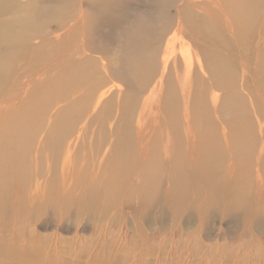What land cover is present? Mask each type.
I'll return each mask as SVG.
<instances>
[{
  "label": "rangeland",
  "instance_id": "obj_1",
  "mask_svg": "<svg viewBox=\"0 0 264 264\" xmlns=\"http://www.w3.org/2000/svg\"><path fill=\"white\" fill-rule=\"evenodd\" d=\"M26 1L16 0L19 5L24 2L30 3L28 8L32 13V24L16 25L17 27L15 26L11 31L35 35L37 37L31 43L40 42L42 39L43 44L40 47L41 51L38 49L39 52L37 51L35 57L27 55L19 59L16 56V62L13 60L12 63L10 60L13 58L7 57L6 64L2 65V68L7 70V77L0 79V93L15 95L14 106L19 112L23 113L26 106L36 108L32 116L42 125H40V136L47 132L50 124L59 115L67 112L65 110L69 103L73 105L70 113L79 112L80 116L75 118L81 120L79 126L85 124L86 130L76 146L70 149V153L76 156L69 164V169H75L72 171L76 175V182L66 191L64 186H61L66 167L64 153L61 155L58 194L62 198L71 194L70 208L60 211L45 207V200L38 197L33 187L36 185L37 191H43L42 187L46 184L48 176L45 175V179H40L38 182L32 177L30 186L32 189L27 192L29 200L23 204L24 206L16 209L15 215L13 214L15 225L13 231L0 229V264H8L5 257L9 249L4 247L9 245L13 238H15L13 240L18 239L16 246L29 242L38 246L33 254L38 249L42 254L45 253L50 257L49 262L57 258L59 264H264V127L259 128V125L264 123V77H261L263 64L259 59L260 51L264 48V0H261L256 8V13L260 15L258 18L245 23L242 30L234 32V35L225 31L229 45L228 48L226 46V49H222V53L229 54L226 58L228 67L220 73V80L226 84L229 82L226 90L210 89L207 80L200 78L203 75L201 76L198 70L197 58L201 59L203 48L208 47L206 36L196 37L184 31L175 44L177 71L183 70L181 54L188 49L192 61V76L194 79L196 76L194 83L201 90V94L206 96L204 100L206 107L200 106V109L204 111L206 109L213 128L219 127L215 132L216 145L213 147L217 149L218 163L224 167V178L227 181L231 180L236 169L242 172L249 201L248 205L245 202L243 207L247 205V211L251 212L249 214L238 208L228 209L229 197L222 198V201L216 205H211L204 212H200L197 207L200 205V200L205 199V190L201 199L190 194L186 206L174 214L163 196L166 195L165 189L168 188L167 181L163 179H161L163 183L160 198L156 196V200L149 207L143 208L144 210L138 208L140 203L135 193H132L135 197L131 195L125 198L124 188L116 196L111 193L109 199L103 201L104 173L112 162L110 154H113V147H116L114 140L120 137L119 135L123 136L130 132L135 144L138 141L139 123L134 119L131 129L124 127L121 109L125 107L127 100L133 101L136 105L137 119L141 104L149 96L146 88L141 91L140 84L133 82L125 71L127 66L125 34L135 31L139 26L156 32L158 27L166 22L167 32L171 35L178 19H182L185 13L203 12L200 7L206 6L204 0H196L198 5L189 4L192 2L186 3V0ZM10 17L8 13L0 14L1 20ZM73 24L74 27L67 32V28ZM186 26L189 24L187 23ZM0 29L7 31L8 27L1 26ZM58 32L61 34L60 42L53 44V36ZM45 40L47 41L44 43ZM12 51L19 53L17 50H10L0 45L1 53L9 54ZM76 64L88 68L97 67L100 79L105 83L99 92L106 94L99 102L97 96L95 98L90 96L88 99L85 90L89 82H83L79 88H73V93H70L72 89L69 87V92L65 94L69 96L64 97L65 99L60 96L56 99L52 95L55 100L51 106L40 109L42 105L37 104L40 94L57 93L51 90L50 86L56 84L53 82L60 75V71L71 65L77 66ZM105 64V71H101L99 67L103 68L101 65ZM201 64L203 65V61ZM159 68L160 65L155 66L152 75L156 74ZM136 69L142 70L143 65L136 66ZM171 76L174 81L173 71ZM178 76L182 77V74L179 73ZM27 80H29L28 85L24 86ZM176 89L177 94H173L178 103L182 104L180 90L178 87ZM79 92L80 95H77ZM213 93L220 95L217 102L218 110L224 94L232 97L234 107L239 110V118L235 119L233 113L225 110L222 122L215 120L211 99ZM163 96L164 93H160L156 104L153 103L152 106L147 104L148 108H152V112H156V105ZM39 109L43 113L42 116L39 115ZM153 122V120L142 122L145 123L142 137L148 140L143 141L144 144L155 142L152 138L153 126L156 128V123ZM242 131L245 133V138L249 134V139L244 143L240 141ZM193 139L192 150L196 141L194 136ZM96 140L103 141L99 147L102 151L97 155H91L99 142ZM163 143L158 139V147ZM65 149L63 152L67 151ZM190 153L191 156L186 153L188 162L193 156V151ZM34 154L31 152V155ZM72 171L68 173L71 174ZM137 179L134 174L128 176L124 186L135 184ZM227 183L232 185L230 182ZM90 189H94L98 196L96 205L105 206L104 213L95 214L89 208L90 202L87 201L86 195ZM111 189L110 187L109 192ZM192 191V188H189V192ZM79 201L84 208L79 207L78 210L76 204ZM6 219H10L8 215ZM2 248L7 252L2 253Z\"/></svg>",
  "mask_w": 264,
  "mask_h": 264
},
{
  "label": "bare ground",
  "instance_id": "obj_2",
  "mask_svg": "<svg viewBox=\"0 0 264 264\" xmlns=\"http://www.w3.org/2000/svg\"><path fill=\"white\" fill-rule=\"evenodd\" d=\"M195 1L196 0H186V3H197ZM260 1L261 0H204L206 6L200 7L203 9V12H198L199 14H194L192 12L185 13L182 19H178L173 31H170L172 33L171 35L167 32L168 23L166 22L162 23L156 32L139 26L135 31L125 34L124 43L127 59L125 71L129 74L133 82L140 84L141 91L146 88V92L149 93V96L146 101L141 104L137 119L135 118L136 105L133 101L127 100L128 102L126 101L125 107L123 106L121 109L120 113L123 118L124 127L131 129L134 119L139 123V131L137 133L138 141L135 144L134 138L131 137L130 132L123 136L119 135L120 137L114 140V142L116 141V147H113L114 152L110 154L112 162L107 172L104 173L103 201L106 202L111 193H114L116 196L120 193L119 191L124 188L126 191V193H124L125 198H129L128 196L135 193L140 203L138 208L144 210L143 208L149 207L150 204L156 200V196L160 198V189H162L163 183L161 179H163L166 180L168 184V188L165 189L167 190L166 195L164 194L163 196L174 214H177L186 206L185 203L190 194L194 197H200L201 199L204 190L206 191L205 199H201L200 205L197 207L200 212H204V210L211 205H216L218 202L222 201V198L226 199V197H229L230 204L227 206L228 209L235 210V208H238L244 210L245 213H251L247 211L249 201L248 196H246V182L242 177L241 170L236 169L233 178L229 181L224 178V167L218 163L219 157L217 156V149L213 147L216 145V139L214 137L216 135L215 132L219 130V127L215 126L213 128L211 126L212 121L207 117L206 109L205 111L200 109V106L206 107L204 105L206 96L201 94V90L194 83L196 76L195 79L192 76V61L189 57L188 49L185 53L182 52L181 54V57H183V59L181 58L183 60V70L177 71L176 63L178 60L175 44L184 31L196 37L202 35L206 36L205 39H207L208 47L206 49L203 48L202 58H197L198 70L201 76L203 75L200 78L202 80H207L210 89H228L227 86L229 82L226 84L220 80V73L228 67V60H226V58L229 57V54H227V52L226 54L222 53V49L226 46V48H228L229 45V39L225 36V31L229 32V34L239 32L242 30L245 23L247 24L258 18L260 15L256 13V8L260 5ZM21 4L19 5L16 0H0V14L8 13L11 16L10 19H0V28L1 26L8 27L7 31H5L6 29L4 31L0 29V45L19 52V55L15 52V57H13L15 54L13 51L10 52L11 54L9 53L10 55L8 52H0V79L7 77V70L2 68V65L4 63L6 64L5 61L7 57H11L10 59L13 58L10 60L12 63L13 60L16 62V56H18L19 59L27 55L34 56L43 44L42 39L40 42L31 43V41L37 37L35 35L33 36L32 34L22 32L18 33L14 30L11 31L15 29L16 25L32 24V13L30 8H28L30 3L24 2V4ZM224 4H226V6H224ZM67 5H65V7ZM187 23L189 26H186ZM136 26L138 27V25ZM72 27H74V24L67 28V32H69ZM36 34L40 35L37 32ZM60 38L61 34L59 32L56 33L52 39L53 44H56ZM47 40H45L44 43ZM39 51H41V49ZM53 53L55 54L57 52ZM61 53L63 52L61 51ZM260 53L259 59L263 64L261 77H264V48ZM19 59L17 60L19 61ZM202 61L203 65L201 64ZM138 65H143V69L140 71L137 70L136 66ZM158 65H160V68L156 74L152 75L153 68ZM101 66H103V68L99 67V69L105 71L104 66H106V64ZM172 71L175 76L174 81H172ZM179 73L182 74V77L178 76ZM57 79L53 82L56 84H49L51 85L50 89L57 91V93H41L40 98L37 99V104L42 105L40 109L51 106L55 100H53L52 95L56 99H58L59 96L60 98L69 96H65L66 92L69 90L68 88L70 87L72 89L70 93H73V88H79V85L81 83L83 85V82H89L85 90L89 97L88 99H90V96L93 98L97 96V102H99L102 96L106 94L105 92H99L104 87L105 83L100 79L97 67L94 68V66L90 68L83 65L68 66L66 69L60 71V75ZM28 82L29 80L24 83V86H27ZM176 87L180 90L179 93L182 98V104L178 103L173 94H177ZM80 93L81 92L77 95H80ZM160 93H164V96L160 98L159 104L157 103L156 112H152V108H148L147 104L150 106H152L153 103L156 104V101H158V94ZM87 96L84 97L87 98ZM14 97L15 95L13 96L12 93H0V229L10 232L13 231L15 226L13 214L15 215L17 212L16 209L20 206H24L23 204L29 200L27 192L32 189V187H30L32 177L38 182L40 179H45V175L48 176L46 184L42 187L43 191H37L36 185L33 187L38 193V197L45 200V207L58 209L60 211H65L70 208L72 202L70 201L71 194L63 198L58 194L61 155L64 153L63 156L66 161V167L63 171L64 176L61 179V186H64V190L66 191L70 185L72 186L76 182V175L73 174L75 169H69V164L74 160L73 157L76 156L70 153V149L76 146L86 130V127H84L85 124L79 126L81 120L75 118L80 116L79 112L70 113L72 112L71 108L73 105L69 103L65 110L69 112L59 115L53 123L50 124V128L47 132L40 136L41 124L32 116L36 108L34 109L31 106H26L23 113L22 111L19 112L17 111L18 109H15L14 105H16V101ZM219 97L220 95L217 93H213L211 96L214 119L222 122V116L225 110L233 113L235 119H238L239 110L234 107L235 103L233 102V98L224 94L222 103L218 105V110L217 102ZM40 109L39 115L42 116L43 113L40 112ZM73 110L75 111L74 108ZM25 112L26 114H24ZM6 113L9 114L5 115ZM19 117L21 120H19ZM143 120L145 123L152 120L154 121L153 124L156 123V128L153 126L154 133L152 138L155 139V142L143 143V141H148L143 138L144 136L142 137L143 124L145 126V123H142ZM225 121L226 120H224L223 123H225ZM263 127L264 123L259 125L260 129ZM244 131H242L243 134L240 136L242 138L240 140L241 143L249 139V134L245 138ZM225 132L226 131H223V133ZM193 136L196 138L194 150H192L191 146L194 142ZM158 139L164 142L159 147L157 145ZM97 141L99 140H96V142ZM102 143L103 141L97 143L91 155H97L102 151L99 149ZM91 147L93 148V145ZM65 148L67 151L63 152ZM191 151H193V156L188 162L186 161V153L191 156ZM31 152L35 154L31 155ZM140 159L141 161H139ZM69 171H72L71 174L68 173ZM29 172H31V174ZM132 174L138 178L136 183L125 187L124 185L127 182V177H130ZM226 181L230 182L232 185H229ZM110 187L112 189L109 192ZM189 188H192L193 191L189 192ZM132 196L135 197V195ZM97 198L98 196L94 189H90L86 195L87 201L90 202L89 208L94 211L95 214L104 213L105 206H97ZM245 202H247V205L244 208L243 204ZM13 203L14 206H12ZM79 207L81 209L84 208L81 201L76 204L78 210ZM89 213L91 212L89 211ZM6 215L9 216V220L6 219ZM255 218H257V216H255ZM13 239H11L9 245L4 247L5 249H9L5 257L7 260L6 263L59 264L57 258L49 262L50 257L45 253L42 254L38 249L35 254H33L38 246L30 244L29 242L16 246L15 243L18 239ZM40 242L43 243V241ZM4 248H2V253L5 251L7 252Z\"/></svg>",
  "mask_w": 264,
  "mask_h": 264
}]
</instances>
